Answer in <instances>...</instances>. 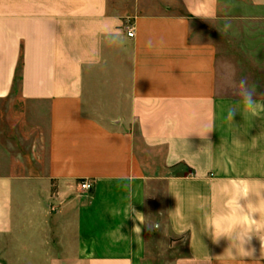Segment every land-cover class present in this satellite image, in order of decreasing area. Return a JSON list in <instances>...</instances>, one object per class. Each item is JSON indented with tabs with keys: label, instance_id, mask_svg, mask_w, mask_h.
Listing matches in <instances>:
<instances>
[{
	"label": "crops",
	"instance_id": "crops-1",
	"mask_svg": "<svg viewBox=\"0 0 264 264\" xmlns=\"http://www.w3.org/2000/svg\"><path fill=\"white\" fill-rule=\"evenodd\" d=\"M241 77L264 100V0H0V264H143L159 184L172 264H264V114L226 120ZM241 184L249 257L204 228Z\"/></svg>",
	"mask_w": 264,
	"mask_h": 264
},
{
	"label": "clouds",
	"instance_id": "clouds-1",
	"mask_svg": "<svg viewBox=\"0 0 264 264\" xmlns=\"http://www.w3.org/2000/svg\"><path fill=\"white\" fill-rule=\"evenodd\" d=\"M230 28V24L224 25V32H227ZM110 42L114 46H121L124 43V38L119 31L113 30L107 33ZM159 46L161 50L165 47V41L161 37L158 40L152 38L146 41V47L152 49L155 46ZM235 94L238 97V103L228 106L226 110V120L232 122L233 116L237 112L241 114H248L250 117L256 118L264 114V100L257 97V84L250 83L246 77H241L238 81H235L232 85ZM264 96V94H261ZM174 124L172 119L166 120L165 127H170ZM249 193H253L252 189L247 185H236L225 200L226 212L222 214H215L206 218L204 228L205 233H208L214 241L219 240L221 237H227L230 241L229 249L235 251L236 256L238 253H244V257H249L247 254H251L252 250H245V245L248 244L253 235H259L257 233L261 229L257 226V220L252 218L253 213H256V205L251 203L247 204V211L245 207L240 204V201L248 196ZM261 192L254 193L256 196H260ZM127 217L134 211L132 203H129L127 208ZM144 216L136 212L135 219L142 224ZM152 230H159V223H154L151 226ZM211 230V231H210ZM132 231L137 234L141 232L140 226H134ZM261 240V239H260ZM262 243V241H261Z\"/></svg>",
	"mask_w": 264,
	"mask_h": 264
},
{
	"label": "rangeland",
	"instance_id": "rangeland-1",
	"mask_svg": "<svg viewBox=\"0 0 264 264\" xmlns=\"http://www.w3.org/2000/svg\"><path fill=\"white\" fill-rule=\"evenodd\" d=\"M147 209L151 215L150 224L157 223L163 209V187L159 184L155 188H148ZM147 236V245L143 264H172L174 259L185 253L183 245H164L158 230H150Z\"/></svg>",
	"mask_w": 264,
	"mask_h": 264
},
{
	"label": "built area",
	"instance_id": "built-area-1",
	"mask_svg": "<svg viewBox=\"0 0 264 264\" xmlns=\"http://www.w3.org/2000/svg\"><path fill=\"white\" fill-rule=\"evenodd\" d=\"M126 34L129 37L133 36V27L132 26L127 27ZM78 186H79V189L82 191H89L92 188L93 184L88 179H82L79 181Z\"/></svg>",
	"mask_w": 264,
	"mask_h": 264
}]
</instances>
